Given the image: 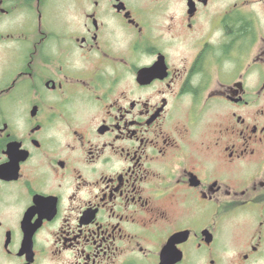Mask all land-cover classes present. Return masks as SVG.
Segmentation results:
<instances>
[{"label": "flooded vegetation", "instance_id": "af4514ba", "mask_svg": "<svg viewBox=\"0 0 264 264\" xmlns=\"http://www.w3.org/2000/svg\"><path fill=\"white\" fill-rule=\"evenodd\" d=\"M0 264H264V0H0Z\"/></svg>", "mask_w": 264, "mask_h": 264}, {"label": "rangeland", "instance_id": "374dc122", "mask_svg": "<svg viewBox=\"0 0 264 264\" xmlns=\"http://www.w3.org/2000/svg\"><path fill=\"white\" fill-rule=\"evenodd\" d=\"M13 21H14V22L17 21V16L13 17Z\"/></svg>", "mask_w": 264, "mask_h": 264}]
</instances>
